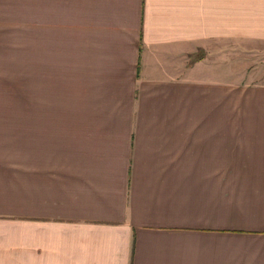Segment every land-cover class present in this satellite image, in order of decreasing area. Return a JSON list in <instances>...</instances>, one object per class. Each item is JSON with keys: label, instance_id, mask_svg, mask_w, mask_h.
Wrapping results in <instances>:
<instances>
[{"label": "crops", "instance_id": "1", "mask_svg": "<svg viewBox=\"0 0 264 264\" xmlns=\"http://www.w3.org/2000/svg\"><path fill=\"white\" fill-rule=\"evenodd\" d=\"M36 1L29 113H0V264H264V85L227 81L264 0Z\"/></svg>", "mask_w": 264, "mask_h": 264}, {"label": "rangeland", "instance_id": "2", "mask_svg": "<svg viewBox=\"0 0 264 264\" xmlns=\"http://www.w3.org/2000/svg\"><path fill=\"white\" fill-rule=\"evenodd\" d=\"M36 5V0H21L20 2V72H19V100L16 101V90H14L13 99L8 98L7 91H4V97L0 106V113L20 114L29 113V96L31 88V50L28 39L27 23L34 17L30 13L31 8ZM42 20V19H41ZM36 23L39 21L36 15ZM228 77L230 83L240 86L264 85V44L247 42H228ZM225 81V80H224ZM2 93V92H1ZM11 93V92H10ZM54 94V92H53ZM68 97L67 95L65 98ZM1 103V102H0ZM9 104V105H7Z\"/></svg>", "mask_w": 264, "mask_h": 264}]
</instances>
